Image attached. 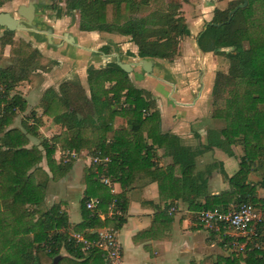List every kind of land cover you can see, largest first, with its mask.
Returning a JSON list of instances; mask_svg holds the SVG:
<instances>
[{"label":"trees","instance_id":"1","mask_svg":"<svg viewBox=\"0 0 264 264\" xmlns=\"http://www.w3.org/2000/svg\"><path fill=\"white\" fill-rule=\"evenodd\" d=\"M242 1L231 0L225 9H214L210 20L213 24L198 34L201 51H212L227 60L226 70L216 71L211 92V117L224 125L207 129L202 148L183 145L178 136L162 133L160 115L150 93L135 87L128 73L113 61L100 68L88 67L86 88L77 80L63 81L57 89L48 87L42 94V111L64 128L53 137L62 150L79 153L87 149L91 156L107 157L105 175L122 188L132 176L149 178L157 182L162 201L179 199L195 213L231 202L263 207L258 204L256 187L248 181V174L262 171L257 184L264 188V0H247L246 6L229 19V12ZM181 2L187 0H65V7L67 12L78 11L79 30L129 36L137 46L138 57L170 61L179 55L180 39L189 35ZM141 9L149 11L140 15ZM12 33L4 31L1 48L12 44ZM40 54L22 42L18 54L0 66V264H50L57 255V264H105L98 248L83 255L81 244L70 238L67 230L92 240L102 227L119 228L123 219H101L98 212L106 213L113 200L126 210L123 192L112 193L91 173L84 179L80 222L70 223L58 205L43 211L36 220L38 209L28 208L39 205L44 198V185L36 182L34 174L43 158L53 179H58L64 167V155L59 162L54 159L55 145L50 140H42L41 147L28 145L27 133H35L36 127L26 126L25 131L8 128L16 110L25 109L24 99L10 95V90L39 68ZM116 116L126 120L127 128H114ZM233 145L242 150L238 170L228 176L220 168L228 188L213 194L208 178L218 164L210 163L199 170L196 159L214 147L233 156ZM155 146L170 156L171 163L159 166L154 161ZM90 197L100 200L101 209L85 207ZM62 248L66 255L60 254ZM240 260L243 264H264V238H259V246L249 244L242 256L224 258L216 264H240Z\"/></svg>","mask_w":264,"mask_h":264},{"label":"crops","instance_id":"2","mask_svg":"<svg viewBox=\"0 0 264 264\" xmlns=\"http://www.w3.org/2000/svg\"><path fill=\"white\" fill-rule=\"evenodd\" d=\"M229 1L231 0H187V2H181V10H183L189 35L180 39L179 55H176L172 60L152 59L153 65L149 73L143 69V63L140 61L142 58L137 56V46L130 41L129 36L115 32L81 31L78 28V19L70 27H66V19L57 20L56 24L52 25L54 28L59 26L56 32L61 35L56 48H52V46L47 48V42L41 38L33 39L32 46L42 54L40 64L49 61L50 66L46 65L45 70L40 67L33 70L27 78L21 80L10 90V95L17 94L24 99L25 109L16 110L8 128L15 127L25 131L21 128V124L24 125V123L34 120L35 125L36 121H39L37 128L34 129L35 133L32 135L35 137L39 135L43 140L53 142L55 145L54 159L57 162L64 155L61 161L64 167H62V173L58 179L52 178L48 167L45 168L41 163L39 164L49 177V181H47V187H49L47 202L51 203L49 207L58 205L66 213L70 223L81 221L71 220V210L69 209L71 198L69 195L73 193L74 189L81 191L80 198L85 195L86 183L82 180L81 163L88 161L89 150L83 149L79 153L62 150L60 144L53 137L59 135L64 128L54 123L53 119L42 111L40 100L44 91L48 87L57 89L61 82L73 81V78L79 79V82L86 88L84 85H86L88 67L100 68L113 61L129 63L131 70L127 73L132 84L148 91L151 99L155 102L160 115L159 128L161 132L178 136L183 145L202 148V145L206 143L207 129L210 126H215L214 119L211 117V92L215 73L227 68V60L224 56L212 51H201L197 45L198 34L203 31L204 25L212 19L213 10L216 8L225 9ZM2 30L4 29L1 27L0 34L3 32ZM65 32H68L73 40L65 36ZM52 34L55 35L54 31ZM16 36L17 32H15L13 40L16 39ZM34 36L36 37V34ZM8 46L12 47L7 44L5 45L6 50ZM101 47H107V49L102 50ZM8 54L1 55V58H7L8 61L10 56ZM223 63L226 64L225 68H223ZM0 90H2L1 86ZM114 128H127L126 120L121 116H116ZM27 135L29 137L28 145H36V143H32L33 136L29 133ZM144 136L146 137V133ZM147 141L150 143L149 139ZM154 152V161L159 166L171 163V158L162 148L155 146ZM57 155L59 156L57 157ZM160 156L164 159L162 163L159 159ZM208 156H214L215 160L212 162L216 163L217 161L218 164L208 178L209 191L216 194L228 188V183L220 172V168L228 176L234 174L238 170L239 164L237 163H239L241 153L234 151V155L229 156L214 147L201 153L197 157L196 163L205 160ZM210 163L205 162L201 168H197L202 170ZM219 164L222 165L219 166ZM177 172L175 169V174ZM258 181L254 183L256 197L259 199L258 204L263 205V207H259L263 220L258 224V237L264 238V188L257 184ZM113 192H123L127 202L124 221L117 228L118 239L122 246L121 264H179L180 260H188L189 256H193L194 264H198V260L203 256L207 246V236L205 235L203 244L198 247L195 246L193 240L190 242L184 239L180 243L178 239L180 233L186 234L187 230L202 228L198 223V218L192 221L190 214L193 211L189 210L187 205L180 213L179 219L174 216L176 211L168 213L165 210V206L172 204L178 211H181L184 202L179 199L162 201L159 198L157 182L150 181L146 177L132 176L125 188L114 181ZM142 231L146 232L138 235ZM239 263L243 264V261L240 260Z\"/></svg>","mask_w":264,"mask_h":264},{"label":"rangeland","instance_id":"3","mask_svg":"<svg viewBox=\"0 0 264 264\" xmlns=\"http://www.w3.org/2000/svg\"><path fill=\"white\" fill-rule=\"evenodd\" d=\"M29 0H4L2 5L0 6V11H9L11 14H13V16L19 18L20 16L17 14V7L20 4H27ZM152 5L150 6V9H152ZM35 15H34V19H33V24L35 25V27H30L27 26L26 30H15L12 33V39L15 35V32H17V36L16 39L13 40L12 44H11V48H9L6 50V47L4 46L3 48L0 47V55L3 54H7L8 55H16L18 54L19 50H20V43H28L32 48H34L32 46L33 43V39L34 38H41L43 40H45V42H47V48H50V46H52V48H56L60 39H61V35L56 32L59 29V26H56L55 28L52 27L53 24H56L57 20H61V19H66V27H70L72 26L73 22L77 21V19H79V13L78 11L74 10L71 12H67L68 10L65 7V0H35ZM186 9H188V7H186ZM59 11L60 16L57 15V12ZM149 11V9H141L140 10V15H145L147 14ZM183 11V10H182ZM189 13H191V11L189 10ZM213 13V12H212ZM205 14H207V12H205ZM206 21V20H204ZM52 28V31H54L55 35H51V42L49 43L47 41V31L48 28ZM4 30H2L3 32L0 34V37L2 36V34L4 33V31L6 30L5 28H3ZM26 32V33H24ZM36 34V37L34 36ZM245 45H247L245 43ZM37 49V48H34ZM229 50L228 48H226V51ZM42 55V54H40ZM9 56V57H10ZM7 63V58H1L0 59V66L5 65ZM52 64V63H51ZM47 66H50V62H44L42 64L39 63V67L42 68V70H45ZM226 67V64L223 63V68ZM226 70V69H225ZM73 80H76L75 78H73ZM78 82L80 81L79 79L77 80ZM82 85V84H81ZM83 86V85H82ZM86 86V85H84ZM0 92H2V90H0ZM49 116V115H48ZM52 118V116H50ZM34 120L30 121L29 123H24V125L21 124V128H26V126L28 127V129H30V127H36L34 125ZM214 125L217 127L223 126L224 122L221 120H215L214 121ZM35 128V129H36ZM39 128V127H38ZM25 130V129H24ZM33 133H31L30 135L33 136V140L32 143H36V145L38 147H41V142H42V137H39V135L37 137H35V135H32ZM232 148L234 149L233 151H237L238 153L242 154V150L240 148L239 145H233ZM43 150V149H42ZM89 155V159L87 162L82 161L81 165H82V180L85 179V177L87 175H90L91 173H93L94 175H96L95 178H97L98 180H107V182H109L111 185L113 184L114 180H111L109 177H106L105 175V171L102 168V165L100 166V164H95V162L91 161V158L94 156H91V153H88ZM165 155V154H164ZM59 155H57L58 157ZM168 156V155H167ZM85 157V156H84ZM170 157V156H169ZM87 158V157H85ZM163 157L160 156L159 159L161 160L162 163V159ZM83 160V158H82ZM87 160V159H86ZM215 158L214 156L210 157H206L205 160H200L198 161V168H201L202 165L205 162L213 163L212 161H214ZM197 161V159H196ZM165 163V162H164ZM217 163V161H216ZM41 164L47 168V164H46V160H44L41 162ZM68 164V163H67ZM158 164V163H157ZM238 164V163H237ZM69 166V165H68ZM40 169H35L34 174H35V180L37 183H42L44 185V189H43V200L39 205H33V206H28L29 210L34 209H38V212L35 213L34 216V220H36L40 214L47 210L49 208V206L51 205V203L47 202V195H48V190L49 187H47V181H49V177L47 176V173L41 168V166H39ZM99 167H101V169H99ZM49 170V168H48ZM178 171V170H177ZM50 172V171H49ZM51 173V172H50ZM261 173L262 171H256L253 170L248 174V181H250L251 183H255L257 182L259 179H261ZM178 174V172H177ZM52 176V174H51ZM116 182V181H115ZM111 188L113 189V187L111 186ZM216 188V187H215ZM221 189V188H220ZM217 189V190H220ZM81 196V191L74 189L73 193L69 195V198H71V205L69 207V209L71 210V220L78 222L79 220H81V215H80V198ZM182 203V202H181ZM184 204V205H183ZM182 204V210L178 211L177 208L175 207V205L173 206L172 204L169 206H165V210H167L168 213H173L175 212L174 216L175 218L179 219V215L182 211H184V208L186 207V204L183 203ZM173 208V209H171ZM170 211V212H169ZM192 221L194 219L197 218L196 213H192L190 214ZM125 218V214L124 216L121 218V220ZM119 219L116 218L115 221L118 222ZM33 232L30 233L29 238L33 237ZM67 234L69 235L70 238H76L79 236H75L78 233L73 232L72 230H67ZM205 235L206 237V249L204 250L203 256H201V258L198 260V264H216V262L218 261H223L224 258H231V257H240L242 256L241 254L236 253V251H232L229 248H225L222 244H221V239L219 238L218 235L213 234L211 232L208 231H204V229L199 228L196 230H187L186 234H179L178 235V239L179 242L181 243V240L187 239L188 241H194L195 246L198 247L201 244H203L204 241V237ZM76 242V240H75ZM77 243V242H76ZM60 254L61 255H66V251L62 248L60 250ZM193 256H189V258H187L188 260H180L179 264H194L195 260H192Z\"/></svg>","mask_w":264,"mask_h":264},{"label":"built area","instance_id":"4","mask_svg":"<svg viewBox=\"0 0 264 264\" xmlns=\"http://www.w3.org/2000/svg\"><path fill=\"white\" fill-rule=\"evenodd\" d=\"M91 161L102 165L106 171L109 158L95 156L91 158ZM101 182L106 184L114 193L111 188L113 184L111 185L107 180H101ZM84 204L88 210H93L99 207L100 200L97 197H90L85 200ZM98 215L101 219L116 220L117 218L120 220L124 216V210L117 206L116 200H113L109 203L107 212L99 211ZM196 216L199 225L205 231L218 235L225 248L236 251L238 254H244L249 244L259 246L258 224L263 220V217L260 208L255 204L231 202L223 207L201 209L196 212ZM96 232L97 237L92 240L84 238L80 233L75 235H79L75 240L81 244L80 250L83 255H87L93 248H98L103 252L105 264H121L122 246L118 239L117 227L105 226Z\"/></svg>","mask_w":264,"mask_h":264},{"label":"water","instance_id":"5","mask_svg":"<svg viewBox=\"0 0 264 264\" xmlns=\"http://www.w3.org/2000/svg\"><path fill=\"white\" fill-rule=\"evenodd\" d=\"M246 4L247 0H243L242 3L237 4V6L229 12V19L237 9L245 7ZM35 9V0H29L27 4H20L17 7V14L20 16L19 18L13 16V14H11L9 11H0V28L2 27L9 31H15L26 30L27 26L35 27V25L32 23L35 15ZM211 24L213 23H206L204 25V29ZM47 33V41L50 43L52 28L49 27ZM64 34L65 36L73 40L72 36L68 32H65ZM140 61L143 63V69L149 73L152 69L153 60L142 58L140 59ZM116 63L126 72H129L131 70V66L129 63L121 61H116ZM59 259V255L55 256L50 264H57Z\"/></svg>","mask_w":264,"mask_h":264}]
</instances>
